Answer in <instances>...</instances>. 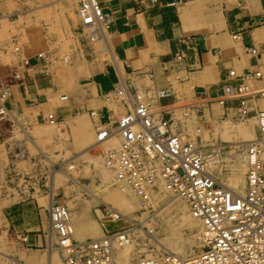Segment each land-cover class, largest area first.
Returning <instances> with one entry per match:
<instances>
[{
  "label": "crops",
  "instance_id": "obj_1",
  "mask_svg": "<svg viewBox=\"0 0 264 264\" xmlns=\"http://www.w3.org/2000/svg\"><path fill=\"white\" fill-rule=\"evenodd\" d=\"M96 1L111 18L104 43L112 59H96L91 41L79 34L75 19L65 43L56 44L53 36L42 35L34 48L23 49L27 65L23 60L19 65L0 63V76L7 77L11 93L5 105L18 119L12 123L0 115V183L9 163L17 177L25 176L34 151H40L33 134L26 131L34 133L36 125L45 126L41 120L47 113L65 128L81 112L95 111L99 120L105 121L114 104L105 97L121 87L129 93L140 91L161 105L177 104L179 98L189 105L215 97L229 70L236 75L260 70L262 78L250 83L253 88L264 87V0ZM41 2L42 7L69 3L75 15L73 1ZM232 32H240V37L233 38ZM248 47H254L257 53H248ZM65 52L72 57L68 65L57 62ZM39 53L49 61L37 58ZM16 66L21 68V77L15 76ZM237 81L229 80L232 84ZM163 91L168 95L159 96ZM227 105L235 103L228 101L223 107ZM86 118L91 124L94 121ZM21 133L24 138L18 137ZM1 202L0 197V234L12 229L26 237L24 245L39 247L46 243L39 211H34L32 222L20 226L16 216L29 202L18 201L7 207H1Z\"/></svg>",
  "mask_w": 264,
  "mask_h": 264
},
{
  "label": "rangeland",
  "instance_id": "obj_2",
  "mask_svg": "<svg viewBox=\"0 0 264 264\" xmlns=\"http://www.w3.org/2000/svg\"><path fill=\"white\" fill-rule=\"evenodd\" d=\"M70 1L75 3V0ZM6 2L8 1L0 2V63L14 62L19 65L21 59L17 54L19 55V52L22 54L23 49L34 48L42 35L53 36L56 44L65 43L66 38L71 36L70 28L73 25L71 22L76 21L77 17L72 13L73 8L68 2V5L61 2L53 7L40 6L41 0H9V4ZM78 25L77 19V27ZM61 30L64 32L61 33ZM101 44V41H91L97 60L101 56L107 58V52ZM100 49L101 52H98ZM59 58L67 65L72 59L66 52L61 53ZM16 73L19 75L21 73L19 66H16ZM65 83L75 85V82ZM183 101L185 100L179 98L177 104ZM259 102L264 106V99ZM199 103H192L193 105L184 109L172 110L169 116L174 131L180 134L182 141L207 149L212 148L214 144H221L224 157L228 155L227 159L215 164L210 174L215 173L223 183L225 178L233 173L231 156L234 152L243 151L247 143L244 139L257 138L256 107H250L247 115H241L234 107L236 105H227L233 109L226 110L227 107H222L216 101ZM80 118L90 125L84 112L74 115L68 121L70 126L68 128H65L63 123L50 125L41 120L46 126L36 125L33 133L40 151H34L29 168L24 170L25 176L17 177L10 163L4 168L0 183L1 207L10 206L18 201L29 202L18 211L16 221L20 226L26 225L33 221L34 211L42 213L43 233L46 235L48 245L46 243L39 247L24 245L21 239L24 236H17L12 229L3 230L0 234V264H46L49 247L55 248L57 244L47 224V207L51 203L66 205L68 208L71 215L69 222L74 229H71V238L74 241L97 239L106 233L130 232L133 247H130L123 256L121 249L116 245L114 249L116 263H130L139 258H154L164 253L187 257L201 251L203 245L199 241L198 225L189 219H184L186 222H183L182 219L187 213L181 201L171 199L169 194L160 192L156 201L146 206L133 198L130 191L132 196L122 192L121 186L125 182L115 175H109L102 158L104 150L115 146L102 145L85 153L86 155L75 157L74 161L70 162L69 158L92 143L94 138V131L89 139L75 127V121ZM242 128H248L251 136L242 137L239 132ZM26 133L32 134L29 130ZM17 135L24 138L22 133ZM29 146L32 150L36 149L30 144ZM68 165L74 167L70 170L67 169ZM243 174L245 176V173ZM112 213L116 216H112ZM118 213L122 215L118 216ZM76 228L79 229V234L76 233ZM21 242L23 245H20ZM52 252L53 255L49 257L50 264H65L59 250L55 248Z\"/></svg>",
  "mask_w": 264,
  "mask_h": 264
},
{
  "label": "built area",
  "instance_id": "obj_3",
  "mask_svg": "<svg viewBox=\"0 0 264 264\" xmlns=\"http://www.w3.org/2000/svg\"><path fill=\"white\" fill-rule=\"evenodd\" d=\"M75 1L80 21H83L79 26L80 35L89 41L97 40L100 34L104 36L111 22L110 15L96 0ZM231 34L235 39L240 37V32ZM246 51L257 53L254 47ZM36 57L43 59L41 54ZM23 63L27 65L26 60ZM15 76L21 77L18 73ZM235 78L237 83L229 82ZM261 78L260 70L242 75L229 70L222 90L208 99H216L221 104L231 101L241 115H247L249 104L264 97V87L253 88L250 84ZM6 91L7 86L0 93V115L12 122L5 107L11 93ZM139 93H129L124 87L116 89L114 96L124 112L114 120L107 118L96 124L98 141L110 138L114 132L121 138L119 146L108 150L104 162L113 175L131 183V190L143 199L142 205H146L145 191L146 187H152L151 179L164 180L165 189L185 201L189 213L201 221L204 231L203 248L194 256L180 258L164 253L154 258H139L134 264H264V110L255 111L259 136L248 146L246 188L243 194H238L206 172L207 162L215 151L213 147L205 149L182 143L170 127L172 110ZM167 95L163 91L159 96ZM51 117L48 118L51 120ZM48 212L50 226L55 230L56 247L67 250V264H119L111 254L120 232L68 243L66 208L51 204Z\"/></svg>",
  "mask_w": 264,
  "mask_h": 264
},
{
  "label": "bare ground",
  "instance_id": "obj_4",
  "mask_svg": "<svg viewBox=\"0 0 264 264\" xmlns=\"http://www.w3.org/2000/svg\"><path fill=\"white\" fill-rule=\"evenodd\" d=\"M5 2V1H8L9 2V0H0V2ZM8 2H6L7 4H9ZM75 4H76V1H75ZM75 14H76V17H77V19H78V23H79V25H78V27L80 26V23H81V21H80V17H79V15H78V13H77V5H76V10H75ZM83 22V21H82ZM86 26H89V25H86ZM78 31V30H77ZM80 34V33H79ZM107 38V37H106ZM104 40H105V35L103 36L102 34H100L99 36H98V38H97V41H101V45L105 48V50H106V52H107V58H106V56H101V58L99 59V60H101V61H105L106 59H112V57H111V51L109 50V48H107L106 47V44L104 43ZM95 41V40H94ZM17 49L15 48V51H16ZM91 50V49H90ZM98 50V49H97ZM94 52H96V51H94ZM98 52H101V49H100V51H98ZM39 54H41L42 55V57H43V59H46L45 61H49V60H47V58L48 57H44V55L42 54V53H39ZM38 55V54H37ZM46 56V55H45ZM17 57L19 58L20 57V59L21 60H25V58H24V56H23V53L21 54V52H19V55L17 54ZM66 58V57H65ZM103 58V59H102ZM115 58V57H114ZM64 59V58H63ZM93 59V58H92ZM59 60H61V59H59ZM115 60V59H114ZM38 62V61H37ZM37 62H36V64H37ZM57 62H62V63H65L64 61H57ZM57 62H54V63H57ZM112 62V61H111ZM5 63V62H4ZM7 63V62H6ZM113 63V62H112ZM114 65H115V63H114ZM31 66V65H30ZM29 66V67H30ZM117 66V65H116ZM48 67H50V66H48ZM28 68V67H27ZM78 68H79V66H78ZM46 70V69H45ZM50 70V69H49ZM7 77L6 76H0V88H2V90L0 91V93H2L3 92V90H4V88H5V86H7V88H8V91H6L7 93L9 92L10 93V85L8 84V81H7V79H6ZM2 80H3V82H2ZM255 81V80H254ZM254 81H251V82H254ZM3 83V84H2ZM251 84V83H250ZM137 92H140V91H137ZM140 95H142L143 97H146V98H148V99H150L153 103H157L154 99H152V98H150V97H147L144 93H139ZM156 95H157V93H156ZM11 96V95H10ZM9 96V97H10ZM106 99H107V101H111V100H114V104H113V106H112V108H111V110H110V119L111 120H114L115 118H117L120 114H122L123 112H124V109H123V107L120 105V103H119V101H118V99L116 98V96H114V92L113 93H109L106 97H105ZM155 98V97H154ZM264 98H258L256 101H253V102H251L250 104H249V107H256L255 109H256V111H258V110H264V106H262L261 104H260V102L259 101H261V100H263ZM203 101H205V102H209V101H216V103H218V104H220L222 107L224 106V104H221L220 102H218L216 99H205V100H203ZM203 101H196L195 100V102L193 101H191L193 104L194 103H199V102H203ZM185 102H183V104H181V103H179V104H168V105H164V107H166L165 109H168V108H170L171 110H175V109H184V108H186V107H188V106H190V105H193L192 103L190 104V102H189V105L188 104H184ZM206 104V103H205ZM208 104V103H207ZM157 105H159V104H157ZM213 105V104H212ZM202 106V105H201ZM5 107H6V110H8L9 111V113H10V119H12V120H14V121H12V123H16L17 121H18V119H17V115H15L14 114V112H12V110L10 109V108H7V106L5 105ZM79 108V107H78ZM81 109V108H80ZM1 110V109H0ZM236 110V109H235ZM95 112V111H94ZM178 112V111H177ZM84 114H86L89 118L91 117V118H93L94 119V121L92 120V124L90 123V125L87 123V121H85L84 119H77L76 121H75V127L76 128H78L79 130H81L82 131V133L84 134L85 133V135L86 136H88V138L90 139L91 137H92V131H94V138H93V141H92V143H90V144H88L87 146H85L84 148H82L81 150H79L75 155H73L72 156V158H69L70 159V162H72V161H74V158L75 157H79V156H81V155H84L85 153H87V152H89V151H91V150H93V149H96V148H98V147H101L102 145L104 146V145H112V146H119L120 145V143H121V138H120V136L116 133V132H114L113 134L111 133L109 136H110V138H108V137H106V138H104L102 141H98L97 140V130H96V124L100 121L99 120V117H98V115H97V113L95 112L93 115H91L90 113L88 114V112L87 113H84ZM178 114V113H177ZM52 116L51 117V120L48 118L49 116ZM48 118V119H47ZM1 119H3L2 118V116H1ZM104 119V118H103ZM171 119V118H170ZM3 120H6V121H8L9 122V120H7V119H3ZM58 120V118H56L52 113H47L46 114V117L43 119V122L45 121L46 123H49L50 125L52 124V125H56V124H58L59 122L57 121ZM255 121H256V123H257V118H256V115H255ZM45 125V124H44ZM46 126V125H45ZM58 126V125H57ZM78 126V127H77ZM70 127V126H69ZM170 127H171V130L173 131V133L175 134V135H179L180 136V134L179 133H177V132H175L174 131V127H173V123L171 122V124H170ZM57 128V127H56ZM225 130V129H224ZM240 134L242 135V137H250L251 136V132L249 131V129L248 128H242L240 131ZM33 134V133H32ZM259 136V131H258V128H257V137ZM28 138V137H27ZM29 139V138H28ZM180 139H181V137H180ZM257 138H255V140H256ZM26 140V139H25ZM254 139H249V138H246V139H244V141H246L247 143L244 145V148H243V151L240 153H236V152H234V155L233 156H231V158H232V160H233V162H232V167H233V173H231V174H229L226 178H225V180H224V182L222 183L218 178H217V176H216V174L215 173H211L210 174V170H211V168L212 167H214V165L215 164H218V163H221V162H223L225 159H227V156L228 155H226L225 157H224V155H223V147H221V144H214V145H212L211 147H213V149L215 150L214 151V153H213V157H211L210 158V160L207 162V166H206V172L212 177V178H214L216 181H218L220 184H222L224 187H226V188H228L229 190H231V191H233V192H235V193H238V194H243L244 193V191H245V188H246V174H247V170H248V154H247V149H248V146L252 143V142H254L255 141ZM181 142L182 143H186V142H184V141H182V139H181ZM106 148V147H105ZM108 148V147H107ZM111 149H113V148H110L109 147V149H106V150H104L103 151V154H102V158H103V161H104V157H106V155H107V152H108V150H111ZM205 149H207V148H205ZM95 151V150H94ZM98 151V150H97ZM96 151V152H97ZM102 151V150H101ZM98 153H100V152H98ZM236 153V154H235ZM86 155V154H85ZM90 155V154H89ZM93 155H94V153H93ZM87 157V156H86ZM89 157V156H88ZM82 158V157H81ZM90 158V157H89ZM92 159V158H91ZM105 163V162H104ZM98 165V164H97ZM105 165H106V163H105ZM74 167V165H68L67 166V169H72ZM102 167V166H101ZM106 167H107V169H108V171H109V175H113V172L108 168V166L106 165ZM244 168H245V171H244ZM247 168V169H246ZM79 170V169H78ZM75 172V171H74ZM65 173V172H64ZM243 173H245V176H244V174ZM65 175H67V173H65ZM68 176V175H67ZM107 177V176H106ZM121 181H124L123 179H120ZM117 182H119V180H116ZM125 182V184H123V186H121V189H122V192L124 193V194H129V196L132 194L134 197L133 198H135L139 203H142V202H144L143 201V199L142 198H139V197H137L135 194H134V192L131 190V183L130 184H128L126 181H124ZM151 184H152V187H146V191H145V197H146V200H147V202H145L144 204H151L154 200L156 201V198H157V195H158V193H167V194H169V196L171 197V199H175V200H178V201H181V203L183 204V206H184V209H185V211H186V213H187V216H185V217H183V222L185 221L184 219H189L190 221H193V223H197V227L199 228V232H200V236H199V241L201 242V238H202V234H203V231H204V227H203V225H202V223H201V221L199 220V219H197V218H195V217H193L190 213H189V211H188V209H187V206H186V203H185V201L183 200V199H181V198H179V197H177V196H174L173 194H172V192L170 191V190H166L165 188V184H164V180H161L159 177H155V178H152L151 179ZM147 186V185H146ZM129 187V188H128ZM82 188H83V186H82ZM162 190V191H161ZM131 192V194H130V192ZM131 195V196H132ZM129 199H132V198H130V197H128ZM124 199V198H123ZM126 199V198H125ZM127 200V199H126ZM130 201V200H129ZM51 203V202H50ZM51 204H53V203H51ZM51 204H49L48 205V209H47V211H49V207L51 206ZM165 204V203H164ZM163 204V205H164ZM55 205H57V204H55ZM58 205H61V206H64L65 208H66V226H67V230L69 231V234L67 233V238H68V240H67V242L69 243V242H74V240L71 238L72 237V233H71V229H72V226H71V223L69 222L70 220H71V215H70V213H69V211H68V208L66 207V205H62V204H58ZM107 206V205H106ZM151 206V205H150ZM162 206V205H161ZM108 207V206H107ZM109 209H111V207H108ZM112 211V210H111ZM114 211V210H113ZM83 212V211H82ZM79 213V212H78ZM110 214V213H109ZM41 215H42V213H41ZM47 215H48V223L47 224H49V227H50V231H51V233L53 232V234H54V236H55V233H54V229L50 226V223H49V212L47 213ZM119 215H122V214H120V213H118V216ZM112 216H116V214H114V213H112ZM187 217V218H186ZM189 217V218H188ZM41 218H42V216H41ZM43 220V219H42ZM186 222V221H185ZM43 223V222H42ZM86 223H88V222H86ZM43 225V224H42ZM73 225V224H72ZM80 225V224H79ZM145 225H147V224H145ZM72 230H74V229H72ZM43 231V230H42ZM82 231V230H81ZM84 231V230H83ZM90 231H92V230H90ZM49 232V231H48ZM88 232V231H87ZM47 233V232H46ZM76 233L77 234H79L80 232H79V229L78 228H76ZM75 233V234H76ZM90 233V232H89ZM130 233V232H129ZM128 233V231H122V233H120V235H119V237H118V241H115L114 243H113V250H112V254H111V258L115 261V258H114V249L116 248V245H118V247L117 248H120L121 249V251H122V254H123V256L124 255H126L127 254V252H128V250L130 249V247H133V240H132V236L130 235ZM85 234V233H84ZM44 235V234H43ZM18 236V235H17ZM48 236V235H47ZM50 236V235H49ZM46 238V237H45ZM44 238V239H45ZM55 238H56V236H55ZM19 239V238H18ZM77 239V238H76ZM120 240V241H119ZM18 241H20V240H18ZM22 241V240H21ZM57 241V240H56ZM85 241V240H84ZM2 242V241H1ZM46 242H47V240H46ZM54 242V241H53ZM75 242H82V241H75ZM24 243V242H23ZM26 244V243H25ZM47 245H48V243H46ZM54 244V243H53ZM40 245V244H39ZM12 246V245H11ZM15 247V246H14ZM48 247V246H47ZM17 248V247H16ZM50 248V251L48 252V250H47V252H48V254L46 255L47 256V259H46V264H50L51 263V260L49 259V257H51L52 255H53V252H52V250H55V248L57 249V250H59L60 251V253H61V255H63V257H64V262H65V264H67V259H66V256H67V253H66V251L67 250H63V249H58L57 247H55V248H51V247H49ZM46 249V248H45ZM3 250V249H2ZM20 251V250H19ZM2 252V251H1ZM15 254V253H14ZM6 255V254H5ZM16 255V254H15ZM45 255V254H44ZM8 256V255H7ZM176 256H178V255H176ZM191 256H194V254L193 255H191ZM178 257H180V258H186V257H181V256H178ZM187 257H190V256H187ZM11 258V257H10ZM136 261V260H135ZM133 262V261H131L130 263H125V264H134V263H136V262ZM116 262V261H115ZM5 264V263H4ZM19 264V263H18ZM119 264H122V263H119Z\"/></svg>",
  "mask_w": 264,
  "mask_h": 264
}]
</instances>
